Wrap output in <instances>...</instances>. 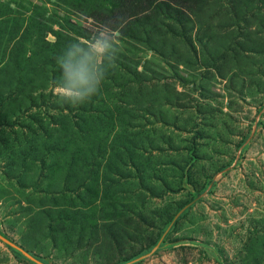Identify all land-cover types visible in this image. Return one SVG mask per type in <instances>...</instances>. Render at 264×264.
Wrapping results in <instances>:
<instances>
[{
    "label": "rangeland",
    "instance_id": "rangeland-1",
    "mask_svg": "<svg viewBox=\"0 0 264 264\" xmlns=\"http://www.w3.org/2000/svg\"><path fill=\"white\" fill-rule=\"evenodd\" d=\"M0 233V264H264V0H0Z\"/></svg>",
    "mask_w": 264,
    "mask_h": 264
},
{
    "label": "clouds",
    "instance_id": "clouds-1",
    "mask_svg": "<svg viewBox=\"0 0 264 264\" xmlns=\"http://www.w3.org/2000/svg\"><path fill=\"white\" fill-rule=\"evenodd\" d=\"M111 45L97 42L95 51L102 54L106 47ZM76 51H81L79 47ZM75 53H68V60L62 61L59 56L56 62L62 69L60 77L61 83L57 92L58 101L70 103L73 107L89 101L93 95L97 94L104 80L105 74L98 73L93 68H89L84 60L73 62ZM113 57V64L116 60Z\"/></svg>",
    "mask_w": 264,
    "mask_h": 264
},
{
    "label": "trees",
    "instance_id": "trees-1",
    "mask_svg": "<svg viewBox=\"0 0 264 264\" xmlns=\"http://www.w3.org/2000/svg\"><path fill=\"white\" fill-rule=\"evenodd\" d=\"M168 13H170V12H168ZM83 45H84L85 47H87V50H88V44H87V43H83ZM69 52H73V53H74V50L69 49V50H68V53H69ZM87 54H90V50H88L86 54H85L84 52L79 53V54H75L74 57H73V62H76V61H79V60H84L85 63L88 65V67H89V68H92V62L90 61V58L87 57V56H88ZM122 58H124V59H125L126 61H128L129 63L131 62V60H129L128 57H123V56H122ZM121 65H122V67H123L124 69H126L128 72L131 73V71H129V68H128L125 64L121 63ZM107 77L110 78V79L112 78L111 76H107ZM56 81H57V82H61V80H60L59 78H56ZM89 107H90V108H87V106H85V107H83L82 109H83L85 112H90L91 110L94 109V105H89ZM94 110H96V109H94ZM75 126L81 128V126H80L79 124H75ZM8 246H9V245H8ZM9 247H10L13 251L20 253L18 250L12 248L11 246H9ZM130 260H131V258L127 259L126 261H130Z\"/></svg>",
    "mask_w": 264,
    "mask_h": 264
},
{
    "label": "water",
    "instance_id": "water-1",
    "mask_svg": "<svg viewBox=\"0 0 264 264\" xmlns=\"http://www.w3.org/2000/svg\"><path fill=\"white\" fill-rule=\"evenodd\" d=\"M0 238H2L8 245L15 247L23 252H25V250L20 247L18 244L11 242L4 234L0 233ZM28 255H31L30 253L26 252Z\"/></svg>",
    "mask_w": 264,
    "mask_h": 264
}]
</instances>
